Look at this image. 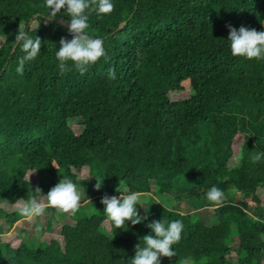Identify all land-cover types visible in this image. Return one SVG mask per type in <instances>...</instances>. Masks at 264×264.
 Instances as JSON below:
<instances>
[{
	"label": "trees",
	"instance_id": "obj_1",
	"mask_svg": "<svg viewBox=\"0 0 264 264\" xmlns=\"http://www.w3.org/2000/svg\"><path fill=\"white\" fill-rule=\"evenodd\" d=\"M112 2L88 20L106 58L84 75L69 61L61 75L67 13L53 19L45 0H0V264H131L146 225L161 219L184 225L177 256L161 264H264V159L251 160L264 152V59L234 57L227 27L264 31V0ZM19 31L42 40L23 74L24 53H12ZM62 178L103 183L94 194L85 185L75 214L46 209L44 247L31 249L20 231L6 236L22 218L20 199L37 187L47 195ZM213 186L235 199L208 225L201 212ZM125 187L174 204L117 229L100 201ZM88 199L96 214L85 212Z\"/></svg>",
	"mask_w": 264,
	"mask_h": 264
},
{
	"label": "clouds",
	"instance_id": "obj_2",
	"mask_svg": "<svg viewBox=\"0 0 264 264\" xmlns=\"http://www.w3.org/2000/svg\"><path fill=\"white\" fill-rule=\"evenodd\" d=\"M45 3L53 19L62 10L70 17L68 32L72 39L61 38L59 50L56 51L61 75L71 70L69 61L81 75H84L90 65L95 64L101 58H106L103 40L94 38L88 32L90 27L88 20L91 12L111 13L115 7L112 0H45ZM227 27L228 41H230L231 53L234 57H244L248 60L264 59V31L244 26L238 30L231 25ZM13 43L19 46L24 53L19 57L16 68L17 73L23 74L26 62L34 60L41 53L42 40L37 36L33 38L19 31ZM108 77L111 80L116 79L112 68L108 69ZM262 159H264V152H257L251 158L254 164ZM96 181L95 190L99 191L103 182ZM116 191L120 193L119 188ZM33 192L37 195L29 197L26 201L20 199L19 214L26 219L44 215L48 207L55 208L58 212L72 214H75L81 207V193L70 178H62L49 190L47 195H43L38 187ZM142 195L141 192H129L127 188H124L119 196L104 195L100 202L104 205L103 212L107 219L114 223L117 229H120L125 226L126 222L135 226L147 221V212L145 211V215L141 216L136 207L141 206ZM206 199L215 207H220L225 199L224 192L213 186L207 191ZM88 202L92 203L90 199ZM146 226L150 229V234L143 236L135 245V255L131 258V264H161L162 257L169 260L176 257L177 252L173 250V245L181 240L183 222L180 220L165 222L161 219L152 221ZM179 264H194V262L191 258H185Z\"/></svg>",
	"mask_w": 264,
	"mask_h": 264
},
{
	"label": "rangeland",
	"instance_id": "obj_3",
	"mask_svg": "<svg viewBox=\"0 0 264 264\" xmlns=\"http://www.w3.org/2000/svg\"><path fill=\"white\" fill-rule=\"evenodd\" d=\"M60 182V181H59ZM92 184V191L90 192V194H94L95 193V183L93 181H88L86 183L81 184L80 186H78V190L81 193V198L85 197V194L87 193L86 189H85V185H91ZM81 187V188H80ZM84 187V188H83ZM80 188V189H79ZM126 188V187H125ZM234 190H231L228 192V194L225 196L229 201L230 200H234L235 199V195H234ZM88 195V194H86ZM90 202H84V205H88V206H84L85 212L86 213H91V214H96L98 211L97 208V201H95L94 199H90ZM172 202L174 204V201L170 200L167 197H164V195H159L157 194V190L155 189L151 194H143L141 197V201H140V205H137V209L139 212L144 211V208H151V207H156L157 203L165 206L166 203ZM168 207H170L169 205H167ZM173 205H171L172 208ZM217 207H215L214 205L211 204V202L208 201V205L207 208H205L204 211L201 212V214L203 215V217H205L208 225H215L216 224V220L212 215V211L213 209H215ZM189 209L188 206H186V204H183V212H187ZM46 222L45 219L41 216L39 217H35L32 219H26L24 217H22L17 223L16 225L9 231L7 232L5 235L9 236L11 235L14 231H20L21 236L28 241V245L30 246L31 249L33 250H37L41 247H44L43 242L41 241V238L44 234V228H45ZM235 237V235H234ZM264 241V238L262 239Z\"/></svg>",
	"mask_w": 264,
	"mask_h": 264
},
{
	"label": "water",
	"instance_id": "obj_4",
	"mask_svg": "<svg viewBox=\"0 0 264 264\" xmlns=\"http://www.w3.org/2000/svg\"><path fill=\"white\" fill-rule=\"evenodd\" d=\"M126 23H123L120 27H119V30L120 29H122V27L125 25ZM63 25L66 27V28H68V23H63ZM16 49H17V45L13 48V51H12V53H14L15 51H16Z\"/></svg>",
	"mask_w": 264,
	"mask_h": 264
},
{
	"label": "crops",
	"instance_id": "obj_5",
	"mask_svg": "<svg viewBox=\"0 0 264 264\" xmlns=\"http://www.w3.org/2000/svg\"><path fill=\"white\" fill-rule=\"evenodd\" d=\"M93 200V199H92Z\"/></svg>",
	"mask_w": 264,
	"mask_h": 264
}]
</instances>
